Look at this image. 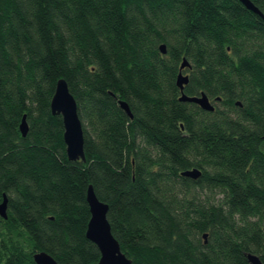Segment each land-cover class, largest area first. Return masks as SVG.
I'll list each match as a JSON object with an SVG mask.
<instances>
[{"label":"trees","instance_id":"16d2710c","mask_svg":"<svg viewBox=\"0 0 264 264\" xmlns=\"http://www.w3.org/2000/svg\"><path fill=\"white\" fill-rule=\"evenodd\" d=\"M184 56L183 90L213 110L180 99ZM59 77L85 159L51 110ZM89 183L134 264L264 262V17L241 0H0V264L98 260Z\"/></svg>","mask_w":264,"mask_h":264},{"label":"water","instance_id":"95a60500","mask_svg":"<svg viewBox=\"0 0 264 264\" xmlns=\"http://www.w3.org/2000/svg\"><path fill=\"white\" fill-rule=\"evenodd\" d=\"M248 8L259 13L264 17V12L252 1L241 0ZM160 49L165 52L166 44L162 42ZM190 66L188 59L184 56L180 63V70L177 74L176 82L181 89L180 99L197 102L201 107L213 110L214 102L206 92L201 91L199 94H187L183 89L189 80V74L183 71V68ZM219 98V96L217 97ZM120 105L132 116L131 109L126 100L120 99ZM239 102V101H238ZM53 113L62 115L64 131L63 138L66 144L68 157L71 159H85L84 150V130L82 120L78 113V104L74 94L71 92L65 77H59L56 81L54 93L50 101ZM20 130L23 135L27 133L28 123L24 114L20 122ZM182 173L196 178L200 175L201 170L198 167L186 168ZM87 201L90 208V217L87 223L86 235L94 241L99 250L100 257L90 264H134L132 259L123 251L121 244L111 229L110 221L107 217L108 203L101 200L92 183L87 187ZM0 214L7 216V196L4 194L0 201ZM206 237V233H203ZM38 264H60L58 260L45 250H36L33 254ZM249 264H264L260 256L253 252L247 253Z\"/></svg>","mask_w":264,"mask_h":264}]
</instances>
